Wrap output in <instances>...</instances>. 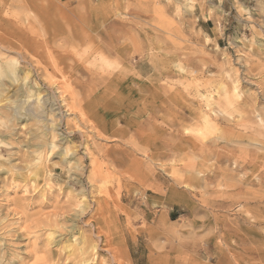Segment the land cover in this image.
Segmentation results:
<instances>
[{
	"label": "rangeland",
	"instance_id": "rangeland-1",
	"mask_svg": "<svg viewBox=\"0 0 264 264\" xmlns=\"http://www.w3.org/2000/svg\"><path fill=\"white\" fill-rule=\"evenodd\" d=\"M30 29L68 138L0 137V264H264V0H0V47Z\"/></svg>",
	"mask_w": 264,
	"mask_h": 264
},
{
	"label": "bare ground",
	"instance_id": "bare-ground-1",
	"mask_svg": "<svg viewBox=\"0 0 264 264\" xmlns=\"http://www.w3.org/2000/svg\"><path fill=\"white\" fill-rule=\"evenodd\" d=\"M28 33L26 34V36L25 35L23 36L24 43H25L24 44L25 46L23 47L24 53L21 52L20 48L14 46L11 43H9V45H7V46H4L5 44L3 43V45L0 47V135H2L0 137H3V135H7L15 143L17 141V139H15V138L18 135V133H17L18 123H20L22 120L28 121L30 119L35 118V116H33V114H28V113H27V117H23L22 116V110L27 111L25 109L26 106L35 105L36 107H39L41 109V112H42L41 115L42 116H40V117L44 118V120H41L39 122H43L42 124H44V122L47 123L44 126L43 125H41V126H43L45 128L43 130V134L46 137H49V139H51V141H50V140H48V138H46L48 141H50V143H49V149L50 150L49 149L48 150L52 151L51 149H53V151H54V149L58 148L57 142L66 141L68 138L67 136H64V134L61 132V128L64 125L63 124L64 116L62 114H64L65 111H64V109L62 111L61 106H63V105L58 104V102L56 100V98H58V97L54 96V95H56L54 93V91H56V89L58 88V85L53 84L52 79H50L47 75H45L43 81H45L49 85V88L51 91L48 90L49 93L48 92L43 93L42 90H44V87L41 85V83L38 79H35L34 70H33V68L35 66H33V68L31 67L33 65L32 62H28L29 66L24 65V60L27 59V57H29L31 60H33L34 58L36 60L37 55H38V53H37V55H36V53H35V55L32 53V49L36 48L34 42H37L38 38H34L33 35L35 33L32 32V29H30ZM94 34H95V32H94ZM35 36H36V34H35ZM40 40H42V39H40ZM87 40L89 41L88 43H90V41L93 40V36L89 37L88 35L87 36L84 35V37L81 38L80 41L83 42V45H84L87 42ZM40 42H43V41H40ZM47 44H48V42H47ZM45 48H46V52L48 55L57 56V54L55 55L54 51L49 49L50 45L45 47ZM35 51H36V49H35ZM16 52H19V54H16ZM115 56L117 58H119L118 54H116ZM102 57L107 58L106 55L104 54V52H102ZM37 74H39V73H37ZM42 77L43 76L40 73L39 78H42ZM59 99H61V98H59ZM225 99H227V98H225ZM60 102L62 103L63 101H60ZM212 105H214V102H209L207 106L211 108ZM231 105H233V104H231ZM252 106H253V104H252ZM253 108H254V106H253ZM218 110L217 111L212 110L213 111L212 114L215 113L216 116H219L218 115L219 113H217ZM233 110H235V109H233ZM246 110L247 109H243V108L240 109V112L243 113V115H244V121H242V122L245 123L244 125H242V127L246 128L247 132L250 131L251 138L254 141H258V140L263 141L264 140V131L257 128V126L260 127V125H263L262 123H259V122H263V120L259 121V122L256 121L254 114H253V111L246 112ZM220 111L221 110H219V112ZM38 113H39V111H38ZM203 114H204L203 120L205 121V122L203 121V123L205 125H208V126L214 125L215 120L212 118L211 114H207V113L206 114L203 113ZM256 116H258V115H256ZM258 118H259V120L261 119L260 117H258ZM42 137H44V136H42ZM253 137H256V138H253ZM43 139L46 140L45 138H43ZM30 140H31V138H30ZM14 143H9V142L4 143V147L6 149H12V148L16 149L17 147L14 146L15 145ZM30 143H31V141H30ZM43 145H40V148H42ZM68 152H70V150L64 151V153H68ZM15 155H17V154L15 153ZM257 159H260V161H261V159L264 160L263 157L257 158ZM1 160L9 162L10 158L7 159L3 156H0V161ZM255 163L256 162H253V161H244L245 166H249V167L253 168L254 171L256 169L255 166L258 167V165H259L258 163H257L258 165H256ZM40 166H42V165H40ZM261 166H263V165H261ZM263 168H264V166H263ZM16 169H18V168H15V170ZM259 169H260V167L258 168V170Z\"/></svg>",
	"mask_w": 264,
	"mask_h": 264
}]
</instances>
